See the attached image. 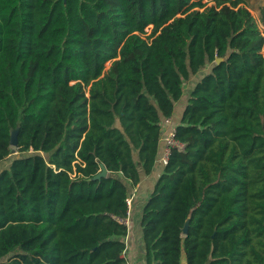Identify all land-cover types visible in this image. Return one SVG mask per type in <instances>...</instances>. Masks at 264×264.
Masks as SVG:
<instances>
[{
  "label": "trees",
  "instance_id": "obj_1",
  "mask_svg": "<svg viewBox=\"0 0 264 264\" xmlns=\"http://www.w3.org/2000/svg\"><path fill=\"white\" fill-rule=\"evenodd\" d=\"M214 1L0 0V164L12 129L23 155L0 170V264H128L130 190L198 75L144 264H264V33L250 0Z\"/></svg>",
  "mask_w": 264,
  "mask_h": 264
},
{
  "label": "rangeland",
  "instance_id": "obj_2",
  "mask_svg": "<svg viewBox=\"0 0 264 264\" xmlns=\"http://www.w3.org/2000/svg\"><path fill=\"white\" fill-rule=\"evenodd\" d=\"M203 1H204V3H208V5L215 4L214 0H203ZM263 7H264V0H250L249 1V10L252 13V15L256 18V20L258 21L259 26H260V28L262 30V33H264V24L260 20V10ZM148 27L149 28L147 30V35L150 34V32H151V26H148ZM110 64H111L110 61L106 63V68H105L106 70L109 68ZM200 77H201V75L195 76L191 81H189L188 83L185 84L184 97L179 103L176 104L177 116H178V114H180L182 112V109H183V107L185 105L186 99L188 97V94H189L191 88L194 86L196 81L199 80ZM175 121H177V118L174 120V122ZM28 154H31V152H29ZM16 156L20 157V156H23V155L21 153H17V152L15 154H10V156L7 158V160L4 163L0 164V170L5 168V167H7V166H9V164L12 161V159L14 157H16ZM158 168H160V167H158ZM155 174H156V172H155ZM149 181H151V180H149ZM153 183L151 184V187H153ZM151 187L149 185H145L144 186V190L148 191ZM133 193H135V195L138 194V192L136 190L132 189V190H130V194L129 195H131ZM145 195L146 194L143 193L141 197H143ZM138 196H139V194H138ZM132 206H133V203H132ZM140 215H141L140 211H136V212L134 211V213H133L132 209H131L130 215H129L130 219H129V221H127V225H128V227L130 229V233H129L130 234V239H131L132 242L137 243V245H136L137 247L136 248H133L132 251L130 249H128L125 252V256H126V258L128 260V264H140V263L143 264L144 263V257H143L144 252L142 251V248L140 246L141 245L140 244L141 243V238H140V232H141L140 218H141V216ZM126 244L128 246L127 242H126Z\"/></svg>",
  "mask_w": 264,
  "mask_h": 264
},
{
  "label": "built area",
  "instance_id": "obj_3",
  "mask_svg": "<svg viewBox=\"0 0 264 264\" xmlns=\"http://www.w3.org/2000/svg\"><path fill=\"white\" fill-rule=\"evenodd\" d=\"M175 132H176V125L174 124L172 118L163 119L161 122V143L162 145L160 146V152H159V156L157 159V163L163 166H165L168 163L169 157L174 148L180 151H183L185 148V145L179 142L175 138ZM134 198H135V193L129 195L127 199V204L129 207V215L132 209V203L134 201ZM129 219H130V216H128V218L125 219L123 222L127 224V221H129Z\"/></svg>",
  "mask_w": 264,
  "mask_h": 264
},
{
  "label": "crops",
  "instance_id": "obj_4",
  "mask_svg": "<svg viewBox=\"0 0 264 264\" xmlns=\"http://www.w3.org/2000/svg\"><path fill=\"white\" fill-rule=\"evenodd\" d=\"M183 111V110H182ZM180 113V112H179ZM182 113V112H181ZM181 113L180 114H178V116H177V113H175L174 114V116L172 117V120H173V122H174V120L177 118V121L179 120V118H180V115H181ZM177 121H175L174 122V124L175 125H177L178 124V122ZM161 145H162V143H161ZM158 167H160V168H158ZM163 169H164V166L163 165H161V164H156V167H155V169H154V172L152 173V174H150V175H146V176H143V178H142V180H141V182L136 186V187H134L133 189L134 190H136L137 192H138V194H139V196H138V194H136L135 195V199H134V201H133V206H132V212L134 213V211L136 212V211H140L141 212V214H142V210H143V208H144V205H145V203H146V201H147V199H148V196H149V193L151 192V190H152V188L153 187H151V184L154 182H156V180L159 178V176L161 175V173L163 172ZM155 172H156V174H155ZM149 180H151V181H149ZM154 183H153V186H154ZM145 185H149L151 188L148 190V191H145L144 190V186ZM139 190V191H138ZM143 193H145L146 195L145 196H143V197H141L142 196V194ZM141 216V215H140ZM129 233H130V229H129ZM128 233V236L126 237V242L128 243V246H127V249L126 250H128V249H130L131 251L133 250V248H136L137 246V243H134V242H132L131 241V239H130V234ZM140 238H141V248H142V251H143V242H142V235H141V232H140ZM143 257H144V255H143ZM141 264V263H140ZM144 264V263H143Z\"/></svg>",
  "mask_w": 264,
  "mask_h": 264
},
{
  "label": "water",
  "instance_id": "obj_5",
  "mask_svg": "<svg viewBox=\"0 0 264 264\" xmlns=\"http://www.w3.org/2000/svg\"><path fill=\"white\" fill-rule=\"evenodd\" d=\"M220 61H221V58H218L216 62L219 63ZM18 133H19V128L11 130L10 144L13 147L12 154L16 153L15 148L18 146ZM106 175H107V170H106V168H103L102 172L99 173L96 176V178L105 177ZM188 230H189V219H187L186 222H185V225H184V228H183V233L187 234Z\"/></svg>",
  "mask_w": 264,
  "mask_h": 264
}]
</instances>
